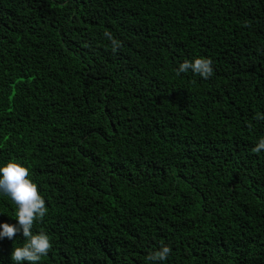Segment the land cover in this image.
I'll return each instance as SVG.
<instances>
[{
    "label": "trees",
    "instance_id": "trees-1",
    "mask_svg": "<svg viewBox=\"0 0 264 264\" xmlns=\"http://www.w3.org/2000/svg\"><path fill=\"white\" fill-rule=\"evenodd\" d=\"M199 57L209 79L177 74ZM257 114L264 0H0V166L46 200L39 264H264Z\"/></svg>",
    "mask_w": 264,
    "mask_h": 264
},
{
    "label": "clouds",
    "instance_id": "clouds-1",
    "mask_svg": "<svg viewBox=\"0 0 264 264\" xmlns=\"http://www.w3.org/2000/svg\"><path fill=\"white\" fill-rule=\"evenodd\" d=\"M111 41L112 51L115 53L122 47V42L112 36L110 32L104 33ZM213 61L210 58L199 57L194 61L185 60L176 70L177 74L186 73L189 70L207 80L213 75ZM256 119L264 120V114H257ZM250 126V125H249ZM264 150V138H261L252 149L255 153ZM0 194L11 199L16 205V224H0V238L13 240L18 233H22L24 243L22 246L14 247L11 253L13 264H39L52 248L51 237L44 231L34 232L33 228L37 222H42L48 213L46 200L40 193L38 185L30 179L28 167L14 161L0 166ZM171 248L162 245L159 250L150 253L147 260L153 264H159L167 260Z\"/></svg>",
    "mask_w": 264,
    "mask_h": 264
}]
</instances>
